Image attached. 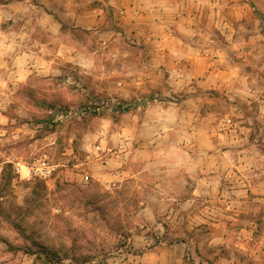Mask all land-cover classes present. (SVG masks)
<instances>
[{"label":"crops","instance_id":"1","mask_svg":"<svg viewBox=\"0 0 264 264\" xmlns=\"http://www.w3.org/2000/svg\"><path fill=\"white\" fill-rule=\"evenodd\" d=\"M83 35L94 36L96 46ZM230 43L241 59L264 60V0H0V136L16 114L30 118L75 100L76 90L63 85L74 74L93 90L101 80L86 81L87 74L98 78L100 62L116 60L128 79L113 91L146 99L124 137L150 128L142 144L152 147L93 149L91 165L103 168L107 180L150 169H182L191 179L182 196L172 180L156 184L169 187L163 192L138 183L147 195L140 201L143 221L130 234L138 251H127L126 264H264V215L259 222L252 206L264 203V150L251 135L252 124L264 119V84L217 65ZM99 45L108 47L104 58ZM211 89L226 95L230 111L195 116L192 104L199 113L203 108L198 93ZM180 91L190 108L183 125L182 103L173 100ZM163 93L170 98L157 97ZM27 174L22 165L17 176Z\"/></svg>","mask_w":264,"mask_h":264},{"label":"rangeland","instance_id":"2","mask_svg":"<svg viewBox=\"0 0 264 264\" xmlns=\"http://www.w3.org/2000/svg\"><path fill=\"white\" fill-rule=\"evenodd\" d=\"M82 37L90 39L87 43L96 46L94 36ZM99 46L104 58L108 47ZM116 46L121 48L120 44ZM236 52L233 43L227 44L224 53L226 57L219 59L217 65L252 73L249 77L251 85L262 86L264 60H243ZM97 68L98 78L87 74L88 78L85 79L101 80L93 90L86 89L87 82H82L76 77L77 74H74V78L65 81L63 85L66 90H76L75 100L52 104L30 118L16 114L2 128L4 134L0 136V264L131 263L127 251L136 252L138 249L131 246L130 234L138 229L143 221L140 201L147 195V188L140 187L138 183L141 181L163 192L169 190V187L162 189L156 184H168L172 180L174 190H177L179 196L186 195L189 190L191 179L182 169L177 172L150 169L141 175H120L107 180L100 176L103 168L91 165L89 155H95L93 149L101 154H112L121 149L122 144L136 150L152 147L142 144L143 138L150 139V128L141 132L138 138L124 137L127 134L128 122H137L133 116L142 112L146 99L139 103L136 98H120L118 92L113 91V88L117 87V81L128 79V76L123 75L122 64L116 60L113 64L109 60L107 64V60L103 59ZM186 95L184 91L173 95V100L182 103L179 112L181 125L184 123L183 117H186L190 110L186 106L187 102L182 101L187 100ZM197 96L203 100V108L199 113L197 103L192 104L195 116L205 114L214 119L222 117L231 109L232 102L221 92L211 89L198 93ZM157 97L162 100L170 98L165 93ZM111 99L137 102L138 105L114 113L103 111L96 114H73L52 121V124L45 123L57 109L75 110L94 102ZM208 112H212V115ZM16 126L20 129L17 135L15 131L12 132ZM252 127L251 135L257 138V146L264 150V119L257 120ZM41 156L54 164L53 173L49 178L20 179L17 176L14 169L16 160L21 159L29 164ZM261 161L264 162V157ZM7 162L11 165H7ZM85 175H88L87 179L84 178ZM201 206L202 204H198V208ZM252 206H257L259 222L262 221L264 203L257 201L256 205L253 201ZM164 207L163 204H156V209L161 213L164 212ZM41 245L56 250L62 260L46 262L42 254L40 258H36L31 251H42ZM149 245L152 244L146 246ZM243 255L245 257L246 254ZM243 264L253 263L246 261Z\"/></svg>","mask_w":264,"mask_h":264},{"label":"trees","instance_id":"3","mask_svg":"<svg viewBox=\"0 0 264 264\" xmlns=\"http://www.w3.org/2000/svg\"><path fill=\"white\" fill-rule=\"evenodd\" d=\"M104 101L101 102H96V104L89 105V107L84 106V113H101L103 111H109V112H120L122 110L128 109L133 105H136L137 102H128L122 99L114 100V101H109L108 105L102 104ZM57 110H62V108L57 109ZM65 116L59 115V114H54L51 119H48L45 121L47 124H52V121H56L59 119L64 118ZM7 165H11L9 162H7ZM3 170V168H2ZM42 246V251H31L32 254L36 255V258H40V255H43V260L46 262H60L62 260L61 256L58 254V252L54 249H50L46 247L45 245Z\"/></svg>","mask_w":264,"mask_h":264},{"label":"built area","instance_id":"4","mask_svg":"<svg viewBox=\"0 0 264 264\" xmlns=\"http://www.w3.org/2000/svg\"><path fill=\"white\" fill-rule=\"evenodd\" d=\"M109 101H114V100H106L104 101L105 105L109 104ZM96 104V102H94ZM93 103V104H94ZM89 107V106H87ZM84 107H80V108H76L75 110H72L70 108L67 109H62V110H57L55 113L59 114V115H63V116H71L73 114H77L80 115L81 113H84ZM24 165L25 169L27 170V176L28 178L30 177H37L39 179H43L46 180L47 178H49L51 176V174L53 173L54 170V164L49 162L46 157L41 156L38 157L37 159H35L32 163H25V164H15L14 169H15V173L18 175L20 172V167ZM85 179H87L88 177L85 176Z\"/></svg>","mask_w":264,"mask_h":264}]
</instances>
